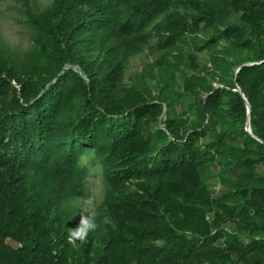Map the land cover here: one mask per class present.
Listing matches in <instances>:
<instances>
[{"label":"trees","instance_id":"1","mask_svg":"<svg viewBox=\"0 0 264 264\" xmlns=\"http://www.w3.org/2000/svg\"><path fill=\"white\" fill-rule=\"evenodd\" d=\"M22 1L42 66L18 72L0 51V264H264L254 236L264 235V0H53L39 16ZM232 15L218 39L233 38L255 64L205 96L200 132L164 112L168 96L118 95L150 28L169 50ZM89 150L107 185L98 232L63 212ZM132 179L140 193L127 189Z\"/></svg>","mask_w":264,"mask_h":264},{"label":"rangeland","instance_id":"2","mask_svg":"<svg viewBox=\"0 0 264 264\" xmlns=\"http://www.w3.org/2000/svg\"><path fill=\"white\" fill-rule=\"evenodd\" d=\"M28 1L36 16L48 10L53 3V0ZM237 18L232 15L215 27L186 33L174 48L161 51L156 46L158 33L150 28L148 44L129 60L118 95L122 97L126 90L132 89L140 97V103L151 102L158 96H168L170 102L164 105V112H172L173 116L183 118L189 132H200L205 127L202 107L205 96L215 88L229 89L223 81L231 82L237 66L249 63L252 57L251 51L236 48L232 44L233 38L218 39L227 25L236 23ZM38 34L28 23L22 0H0V51L18 72L31 74L42 66V62L33 54V40ZM171 74L173 79L169 81ZM186 79H200V82L186 90ZM164 120L163 113L158 125L152 128H161ZM221 123L224 131L234 129L227 118H223ZM143 136L147 140L151 138L150 130L146 127ZM220 171L219 163L211 168L208 184L214 195L221 192ZM139 183V180L132 179L126 187L129 191L140 193ZM106 190L102 165L96 159L95 152L89 150L79 163L73 193L63 203L65 219L74 222L79 230H103L105 221L100 216L105 210ZM227 230L231 231V227L227 226ZM240 236L248 237L243 230ZM254 236L264 238V235L257 233Z\"/></svg>","mask_w":264,"mask_h":264},{"label":"water","instance_id":"3","mask_svg":"<svg viewBox=\"0 0 264 264\" xmlns=\"http://www.w3.org/2000/svg\"><path fill=\"white\" fill-rule=\"evenodd\" d=\"M254 64H255V63H245V64L239 66V67L236 69L235 73H237V72L240 70V68L243 67V66H250V65H254ZM233 91H237V90H233ZM247 112H248V114H249V107H248V111H247ZM245 131H246L249 135L252 136L251 129H250V123H249V117H248V120H247V123H246V126H245Z\"/></svg>","mask_w":264,"mask_h":264}]
</instances>
